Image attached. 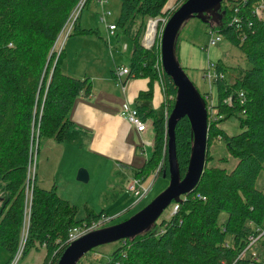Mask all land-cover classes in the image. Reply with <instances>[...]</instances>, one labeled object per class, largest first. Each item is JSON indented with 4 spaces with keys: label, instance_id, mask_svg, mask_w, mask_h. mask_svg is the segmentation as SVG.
Returning a JSON list of instances; mask_svg holds the SVG:
<instances>
[{
    "label": "trees",
    "instance_id": "trees-1",
    "mask_svg": "<svg viewBox=\"0 0 264 264\" xmlns=\"http://www.w3.org/2000/svg\"><path fill=\"white\" fill-rule=\"evenodd\" d=\"M78 1L0 0V247L8 252L5 264L12 260L22 234L27 167L32 159L31 130L33 135L38 132L37 146L41 139L66 142L73 105L80 95H88L91 90L89 78L77 79L62 71L64 50L58 57L50 55ZM184 1L176 0L168 7L169 0H120L114 21L116 31L133 43L126 78L149 81L148 90L130 107L146 121L147 130L154 133L151 155L141 168L134 169L133 177L142 182L155 172L161 160L162 168L155 177L165 175L168 179L165 113L169 116L172 110L176 90L162 72L166 101L159 109L151 108L152 87L160 71L156 68L159 49L156 44L146 49L141 42L149 20L169 17ZM260 2L264 0H224L220 23L206 24L207 29H214L236 46L245 63L243 68L215 63L218 74L224 76L214 83L217 102L213 107L215 116L221 118L208 120L206 166L198 185L180 198L175 213L134 239L121 240L105 261L94 264H264L248 256L237 258L251 233V224L264 222V192L256 188L257 178L264 170V18H258L254 11V5ZM233 17L238 18L237 24L231 22ZM96 32L81 28L77 22L72 35ZM176 46L177 56L178 40ZM240 93L244 95L243 104L238 99ZM230 95L234 96L232 104H223ZM206 96L201 94L208 106ZM231 117L238 120L242 129L235 135L220 128ZM174 134L178 169L183 177L192 144L187 118L177 122ZM216 139L236 160L230 171L208 166L214 159L209 150ZM220 161L226 162L227 158ZM29 188L31 211L22 254L43 247L46 253L42 264H57L69 245L71 229L104 220L103 211L96 213L87 207L84 219L77 220L78 208L61 199L55 186L41 189L33 179ZM173 206L174 203L169 206L171 211ZM222 213L227 219L220 223ZM89 255H83L86 258L81 264H87Z\"/></svg>",
    "mask_w": 264,
    "mask_h": 264
},
{
    "label": "rangeland",
    "instance_id": "rangeland-1",
    "mask_svg": "<svg viewBox=\"0 0 264 264\" xmlns=\"http://www.w3.org/2000/svg\"><path fill=\"white\" fill-rule=\"evenodd\" d=\"M173 5H171V7ZM97 8L98 7H96V4L92 2L88 3L81 12V15L78 19V23L80 22L81 28L93 29L97 31L94 36L86 35L85 37H82L78 35H72L69 38V40H73L71 41L72 45L66 46L65 44L66 50L65 47H63L64 56L62 58V65L64 67L69 65L73 77H77V79H82L86 73V75L90 77L89 75H91V73L97 74L99 72L105 71L107 63H112L110 55H118L117 60L113 64V68H115V65L118 64H129V55L132 49V42L127 40L122 35H119L117 41L115 38H111L110 45L113 47V51L111 52L109 49L110 45L103 41V39L106 41V36L104 38L103 26L99 24L97 20V13L99 10ZM108 9L112 12V18L110 22H114L120 11V0H109ZM254 11L255 13L256 11H259L260 17L258 18L263 19L264 3L260 2L258 5H254ZM162 24L163 23L158 26L159 31ZM206 29L207 25L203 24L199 19L192 18L188 20L179 31L178 51L176 57L185 74L188 76V79L195 85L198 92L200 94H209V96L207 95L208 104H215L217 102L216 86L211 85L209 87L208 82L203 78L207 66L221 61L227 67L243 68L245 57L236 46L231 44L223 37L221 38V41L217 42L216 45L209 46V37L207 35ZM124 45L127 47L126 51H123ZM52 64V66H54L55 62ZM227 80L229 81L228 77ZM126 81V76H121L120 80H114V83L116 82L118 86L119 93L122 90L121 88L124 87ZM129 106L131 107V105ZM220 128L228 135L238 134L242 130L239 127L238 120L235 117H231L228 120L222 122L220 124ZM48 140L50 139L39 140L38 147L34 155V180L36 179L35 182L38 187L41 188L43 186L47 189H50L49 182L47 181L48 179L45 181L44 179L46 176L50 177L51 180L53 179V176L56 173V163H54V159L53 163H43V153H45V151L47 152L46 146L48 144ZM149 147V145L146 146V148ZM209 151L214 156V159L208 162L209 167L225 168L227 171H230L236 165V160L229 156L224 143L218 139L211 143ZM142 154V158L145 159L144 153ZM220 158H227V161L222 162L220 161ZM79 169L84 168L79 167L76 171V174ZM101 169L102 167L100 166L96 172V183L93 181L90 183H79L76 181L75 176V185H69V183L63 180L61 175H58V178L55 181L56 186H60V196L64 200H67L71 204L78 207V213L76 215L77 220L84 219L85 206L93 209L96 213L100 212L101 210L105 211L103 218L105 222H98L94 224V229L113 226L126 220L134 213L139 212V210H141L147 203H149L154 197L162 192L168 185V179L159 176L154 181V177L150 175L145 181L142 182L143 186L149 185L152 181L154 182L149 193L144 199L138 203H135V198L124 193L125 186L131 178L130 177L127 181L126 176L128 175V171L122 167L116 173L114 172L110 175V172L104 173L101 171ZM38 176L40 181H38ZM256 188L264 192V170L260 172L257 178ZM169 214H171V207H168L166 210H164L158 219L157 224H159L162 219L167 218ZM226 219L227 215L222 213L219 217V222L223 223ZM26 220H28L27 217ZM103 223L104 227L101 226ZM262 224H264V222ZM83 226L87 225L83 224L81 227ZM119 246L120 241L94 248L93 250L96 252L93 250L88 252L90 254V260L88 262L91 261L94 264L98 261H105L112 251ZM246 246L247 248H243L242 250L243 256H251L257 252L261 253L262 248H264V246H256L254 244L248 245V243ZM252 249L254 251H251ZM45 253L46 251L43 247L38 249H29L26 251V253H23L20 256L16 264H41ZM7 258L8 252L4 248L0 247V264H5ZM85 258L86 256L81 258L76 264H81L82 261H85Z\"/></svg>",
    "mask_w": 264,
    "mask_h": 264
},
{
    "label": "crops",
    "instance_id": "crops-1",
    "mask_svg": "<svg viewBox=\"0 0 264 264\" xmlns=\"http://www.w3.org/2000/svg\"><path fill=\"white\" fill-rule=\"evenodd\" d=\"M175 1L176 0H169L168 7H171ZM78 24L80 26V22ZM103 30L105 38L106 30L104 27ZM119 35L122 34L115 31L111 38H115L117 41ZM91 36H94V34H91ZM71 41L73 40L68 39L66 46H71ZM103 41L106 42L105 39H103ZM109 49L111 52L113 51L111 45ZM126 50L127 47L124 45L123 51ZM132 51L133 43L129 57ZM117 56L116 54L110 55L112 63H107L105 71L97 74L91 73V75H89L90 77H88L86 73L83 77L90 79L91 90L88 95H80L73 105L70 114L72 126L69 129L68 140L60 144L52 139L48 140L46 146L47 152L45 151V153H43V163H53L54 159V163H56V173L52 180L50 177L46 176L44 181L48 179L47 181L49 182L50 188L55 186L57 194L61 199L63 198L60 196V186L57 187L55 182L58 175H61L63 180L69 183V185H75L76 181L79 182L77 179L76 181L74 180L76 171L79 167H83L88 172V183L91 181L96 183V172L100 166L102 167V172H110V175L111 173H116L123 167L128 171V175L126 176L128 180L130 177H133L134 169L141 168L146 158L152 153L154 133L150 129L144 133H138L134 126H131L123 115L124 105L127 104L134 107L139 95L148 90L149 81L144 78H127L124 87L121 88L122 90L119 93L118 86L116 82L114 83L116 77L113 76L115 69L113 68V64L117 60ZM115 66L128 67V65L124 64ZM61 69L65 74L73 77L69 65L65 67L61 65ZM162 103V92L158 84L154 82L150 106L155 110L159 109ZM148 145L150 147L146 148ZM142 153H144L145 159L142 158ZM38 181H40L39 176ZM41 189L48 190L43 186ZM125 194L129 195L127 193ZM89 209L93 210L91 208ZM101 211L105 214L104 210Z\"/></svg>",
    "mask_w": 264,
    "mask_h": 264
},
{
    "label": "water",
    "instance_id": "water-1",
    "mask_svg": "<svg viewBox=\"0 0 264 264\" xmlns=\"http://www.w3.org/2000/svg\"><path fill=\"white\" fill-rule=\"evenodd\" d=\"M224 0H186L168 18L160 37V62L165 75L171 80L176 93L172 110L166 122L168 185L147 203L139 212L113 226L91 230L71 242L61 253L57 264H76L93 248L101 245L132 240L149 231L161 214L173 202L192 192L198 185L206 166L208 116L205 101L195 85L188 79L176 57L179 31L190 19H199L203 24H219L224 15L221 4ZM187 118L192 144L186 173L180 176L176 148L175 127ZM165 178V175L163 176ZM76 179L88 182V172L79 169Z\"/></svg>",
    "mask_w": 264,
    "mask_h": 264
},
{
    "label": "built area",
    "instance_id": "built-area-1",
    "mask_svg": "<svg viewBox=\"0 0 264 264\" xmlns=\"http://www.w3.org/2000/svg\"><path fill=\"white\" fill-rule=\"evenodd\" d=\"M240 1H245V0H240ZM92 3L96 4V6L98 7V13H97V20L98 23L101 24L105 30H106V42L109 45L110 43V38L112 35H114L115 31L117 30L116 25L114 22H110L109 20L112 18V12L108 9V0H91ZM90 3V0H79L78 3L75 5V7L73 8V10L70 12V14L68 15L65 23L63 24L54 45L52 46V49L50 51V55L52 53H54L56 55V57H58V55L60 54V52L63 49V47H65V44L67 42V40L71 37L72 33H73V29L75 27V25L78 22V19L81 15V12L83 11V9L86 7V5ZM237 11V10H236ZM257 15V17H260V12L256 11L255 13ZM264 14V12H263ZM233 21V23H238V18L237 17H233V19H231V22ZM167 22V18H156V19H151L148 21L147 23V27L145 30V33L143 35L142 38V46L145 47L146 49H151L155 44L158 45V49L160 48V37L163 31V28L165 26ZM161 29L160 31L158 30V26L161 24ZM153 26V27H152ZM207 35L209 37V41H208V45L209 46H214L217 44V42L221 41L222 36L219 35L214 29H208L207 31ZM157 40V43H156ZM156 68L157 70H160L158 73V79L155 81V83L158 84V86L160 87V90L162 92V96H163V103H165L166 98L164 95V88H163V78H162V72L163 69L161 67V62H160V51H159V61H157L156 64ZM129 74V69L128 67H115L114 72H113V76L116 77V80H120L121 76H127ZM164 74V72H163ZM204 80H206L209 84V87L211 85H214V83L218 80V79H224V76L222 74H218L217 70H216V66L215 64H211L209 66H207L206 68V72L203 76ZM234 96H228L223 100V104H226L228 106H230L233 102V98ZM239 101L240 104L244 103V95L242 93L239 94ZM206 99H208V96H206ZM210 99V98H209ZM162 103V104H163ZM214 104L210 103L207 106V115H208V120H216L219 119L221 117H216L215 116V111H214ZM166 114V120L168 118L167 113ZM124 117L126 118L127 122L131 125L134 126V128L136 129V131L138 133H144L147 131V125H146V121H144L143 119H141L138 116V113L136 110H134L133 108L131 109L129 105L125 104L124 105V112H123ZM38 132L36 131L35 135H33V129L31 130V142H30V156H31V160L28 164L27 167V185L25 188V207H24V220H23V227H22V234H21V239H20V243L18 245V248L15 252L14 257L12 258V260L8 263V264H16L17 261L19 260L22 252H23V248L25 246V242H26V238H27V233H28V226H29V217H30V211H31V188H29L30 186V181L32 182L33 179V174H34V167H35V153H36V149H37V142H38ZM162 164H163V160H161V162L158 164L155 172L152 174L154 177V181L156 179V174L160 172L161 168H162ZM153 181L148 185V186H143L142 185V180H140L139 178H130V180L127 182V185L125 186V193L127 194H131L134 198H135V203H138L139 201H141L143 198H145V196L149 193L152 185H153ZM178 205L177 203L174 204L173 209H172V214L175 213V211L177 210ZM26 217L28 218V220H26ZM100 222H104V220L100 221ZM251 233L248 235L247 239L245 240V244L243 246V248H247L246 244L248 243V245H256V246H264V224H251ZM94 229V226H83V227H75L73 229H71L68 233V237H67V243L70 244L71 242L75 241L76 239H78L79 237H81L82 235L86 234L87 232L91 231ZM224 229V228H223ZM222 229V230H223ZM243 248L240 250L238 257L243 256ZM251 251H254L253 249ZM249 259H251L252 261L256 262H263L264 263V248H262V252L261 253H256L253 254L251 256H248ZM253 262V263H254Z\"/></svg>",
    "mask_w": 264,
    "mask_h": 264
},
{
    "label": "clouds",
    "instance_id": "clouds-1",
    "mask_svg": "<svg viewBox=\"0 0 264 264\" xmlns=\"http://www.w3.org/2000/svg\"><path fill=\"white\" fill-rule=\"evenodd\" d=\"M170 17V16H169ZM169 17H167V20H168V18ZM208 29H206V31H207ZM206 94V93H205ZM201 95V94H200ZM206 95H208L209 96V94H206ZM204 100V99H203ZM206 108H207V106H206ZM208 116V115H207ZM174 204L176 203V202H173ZM173 209V208H172ZM171 214H172V211H171ZM160 218V217H159ZM157 223V222H156ZM93 230H95V229H93ZM83 236V235H82Z\"/></svg>",
    "mask_w": 264,
    "mask_h": 264
},
{
    "label": "bare ground",
    "instance_id": "bare-ground-1",
    "mask_svg": "<svg viewBox=\"0 0 264 264\" xmlns=\"http://www.w3.org/2000/svg\"><path fill=\"white\" fill-rule=\"evenodd\" d=\"M153 27V26H152Z\"/></svg>",
    "mask_w": 264,
    "mask_h": 264
}]
</instances>
